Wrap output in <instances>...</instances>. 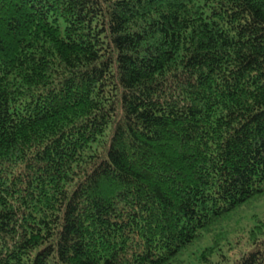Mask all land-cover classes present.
I'll return each instance as SVG.
<instances>
[{
    "label": "trees",
    "instance_id": "trees-1",
    "mask_svg": "<svg viewBox=\"0 0 264 264\" xmlns=\"http://www.w3.org/2000/svg\"><path fill=\"white\" fill-rule=\"evenodd\" d=\"M261 196L264 0H0V264H177Z\"/></svg>",
    "mask_w": 264,
    "mask_h": 264
},
{
    "label": "rangeland",
    "instance_id": "rangeland-1",
    "mask_svg": "<svg viewBox=\"0 0 264 264\" xmlns=\"http://www.w3.org/2000/svg\"><path fill=\"white\" fill-rule=\"evenodd\" d=\"M262 217H264V196L249 202L237 212L227 216L220 224L212 227L202 241L196 242L187 253L180 257L177 264H207V261H199L198 257L203 248L212 243L230 242L228 245L232 249L228 254L245 250L249 229L257 221V218ZM226 246L227 244L224 245V248Z\"/></svg>",
    "mask_w": 264,
    "mask_h": 264
}]
</instances>
